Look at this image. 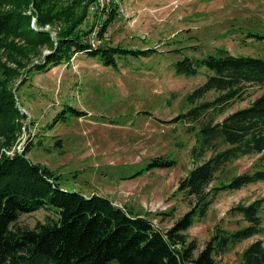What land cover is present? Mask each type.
I'll list each match as a JSON object with an SVG mask.
<instances>
[{"label": "rangeland", "instance_id": "rangeland-1", "mask_svg": "<svg viewBox=\"0 0 264 264\" xmlns=\"http://www.w3.org/2000/svg\"><path fill=\"white\" fill-rule=\"evenodd\" d=\"M115 2L116 13L109 16L111 8L90 10L83 26L96 28L89 39L97 46L150 49L147 55L114 54L117 65H107L99 57L77 52L70 61L45 69L34 64L44 59L51 42L35 40L26 21L19 25L20 32L0 34V60L9 67L8 84L22 110L20 117L0 115V155L14 156L31 145L26 155L59 175L63 186L100 193L116 204L150 214L168 228L190 208V197L176 189L201 161L192 153L199 120L174 118L194 105L188 95L212 73L206 67L196 74L179 73L176 63L185 56L203 57L220 50L264 57V39L248 36L250 31L264 32V0ZM25 11L31 12L29 7ZM31 26L41 29L35 15ZM61 26L57 21L42 28L55 36ZM263 91L264 85L252 84L245 97L209 116L221 120ZM216 95L211 90L198 102ZM74 108L85 114H76ZM12 127L16 137L8 142L3 132ZM224 145L210 147L200 159ZM154 156L170 157L176 164L149 169ZM259 156L250 153L234 159L212 184L250 170ZM263 197L264 180L220 191L207 214L186 230L188 238H195L201 249L217 224L229 230L246 225L241 213L228 211ZM260 214L264 225V201ZM56 216L43 207L21 214L18 223L35 227ZM258 238L264 241V230L231 243L215 255L218 264H240L243 250Z\"/></svg>", "mask_w": 264, "mask_h": 264}, {"label": "trees", "instance_id": "trees-1", "mask_svg": "<svg viewBox=\"0 0 264 264\" xmlns=\"http://www.w3.org/2000/svg\"><path fill=\"white\" fill-rule=\"evenodd\" d=\"M94 1L0 0V6L10 5L0 7V34L20 32L19 25L26 21L35 40L51 42L44 59L34 64L45 69L70 61L77 52L99 57L107 65H117L114 54L147 55L150 49L92 43L89 37L96 26L85 27L83 23ZM115 3L108 16L116 13ZM28 7L29 13L25 11ZM33 15L40 30L31 26ZM57 21L62 26L55 36L42 28ZM248 36L264 39V32L250 31ZM201 67L212 73L188 95L194 105L174 118L199 120L198 142L192 153L201 161L180 179L176 189L191 199L184 214L165 228L150 214L116 204L105 195L69 189L49 167L26 155L31 148L28 145L23 153L0 155V264H218L215 255L226 251L231 243L263 232L260 210L264 197L232 206L228 212L241 213L248 223L235 230L217 224L201 249L197 240L189 239L186 233L197 217L207 214L220 191L264 180V91L221 120L209 116L222 113L232 102L245 97L252 84L264 85V57L220 50L203 57L185 56L176 63L179 73L196 74ZM8 69L0 60V115L15 118L22 115V110L8 84ZM211 90L217 91L213 99L198 102ZM74 110L78 115L85 114L83 110ZM13 128L3 132L8 142L16 137ZM220 142L225 145L200 159ZM2 143L0 134V150ZM250 153H260L250 170L228 178L223 176L212 184L218 173L226 172L230 162ZM175 164L170 157L154 156L147 168ZM43 207L54 210L57 216L38 222L35 227L18 223L21 214ZM240 264H264L261 238L247 245Z\"/></svg>", "mask_w": 264, "mask_h": 264}, {"label": "built area", "instance_id": "built-area-1", "mask_svg": "<svg viewBox=\"0 0 264 264\" xmlns=\"http://www.w3.org/2000/svg\"><path fill=\"white\" fill-rule=\"evenodd\" d=\"M117 0H95L92 10H109Z\"/></svg>", "mask_w": 264, "mask_h": 264}]
</instances>
